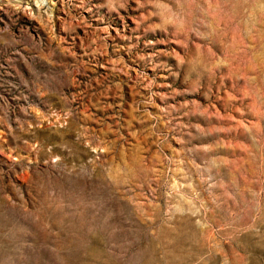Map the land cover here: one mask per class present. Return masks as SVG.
Instances as JSON below:
<instances>
[{
    "label": "rangeland",
    "instance_id": "obj_1",
    "mask_svg": "<svg viewBox=\"0 0 264 264\" xmlns=\"http://www.w3.org/2000/svg\"><path fill=\"white\" fill-rule=\"evenodd\" d=\"M0 264H264V0H0Z\"/></svg>",
    "mask_w": 264,
    "mask_h": 264
}]
</instances>
